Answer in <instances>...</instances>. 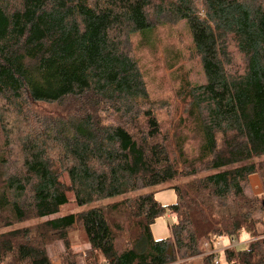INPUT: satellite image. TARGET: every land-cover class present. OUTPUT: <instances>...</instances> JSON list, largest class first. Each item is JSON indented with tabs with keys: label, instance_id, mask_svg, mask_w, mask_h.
<instances>
[{
	"label": "trees",
	"instance_id": "1",
	"mask_svg": "<svg viewBox=\"0 0 264 264\" xmlns=\"http://www.w3.org/2000/svg\"><path fill=\"white\" fill-rule=\"evenodd\" d=\"M154 1L0 0V264H52L56 242L61 264H184L217 236L247 245L225 264H264V0H168L206 76L169 125L130 48ZM167 182L172 204L151 192L54 216Z\"/></svg>",
	"mask_w": 264,
	"mask_h": 264
},
{
	"label": "rangeland",
	"instance_id": "2",
	"mask_svg": "<svg viewBox=\"0 0 264 264\" xmlns=\"http://www.w3.org/2000/svg\"><path fill=\"white\" fill-rule=\"evenodd\" d=\"M168 0H155L147 10L152 27L135 32L130 36L131 54L136 60L143 76L146 90L149 94L151 106L157 118L169 125L173 118H178L183 111V100L180 99L181 87L184 85H201L206 82V76L199 59L194 54V47L190 30L185 19L174 20L168 9ZM1 104V102H0ZM34 111L38 106L29 105ZM51 107H49L50 109ZM43 110H47L42 108ZM13 109L8 113L12 114ZM15 116V115H13ZM19 123L14 120L13 127L17 129ZM190 148L193 143L189 144ZM169 182L156 186H139L125 194L101 200L95 203L79 205L71 197L70 201L61 206L54 216L65 215L87 210L114 200L135 199L138 196L155 192V196L162 204H172L177 200L173 190L168 189ZM260 179L254 174L249 177L246 184V193L260 195ZM260 212L258 215H261ZM173 218L160 217L152 227L156 239L169 235V226ZM73 250L82 251L87 247L84 233L76 229L69 233ZM237 241V240H236ZM226 242V241H225ZM245 243H238L237 249H244ZM61 242H56L49 247L52 264H61L63 252ZM63 252V253H62ZM205 255L199 254L184 262V264H204ZM219 264H225L223 258Z\"/></svg>",
	"mask_w": 264,
	"mask_h": 264
},
{
	"label": "built area",
	"instance_id": "3",
	"mask_svg": "<svg viewBox=\"0 0 264 264\" xmlns=\"http://www.w3.org/2000/svg\"><path fill=\"white\" fill-rule=\"evenodd\" d=\"M226 241V242H225ZM238 241L235 239H230L228 237L217 236L211 242H204L202 247L204 249V254L209 255L212 258L214 264H219V259L222 252L228 248H236Z\"/></svg>",
	"mask_w": 264,
	"mask_h": 264
},
{
	"label": "crops",
	"instance_id": "4",
	"mask_svg": "<svg viewBox=\"0 0 264 264\" xmlns=\"http://www.w3.org/2000/svg\"><path fill=\"white\" fill-rule=\"evenodd\" d=\"M167 217H169V216H167ZM169 218H170V217H169ZM157 220H158V219H157ZM157 220H156V221H157ZM152 227H153V226H152ZM152 234H153V233H152Z\"/></svg>",
	"mask_w": 264,
	"mask_h": 264
}]
</instances>
